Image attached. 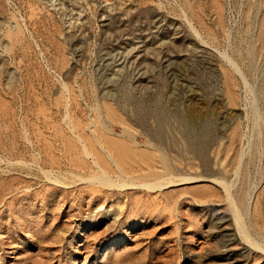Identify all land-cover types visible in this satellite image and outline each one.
I'll return each instance as SVG.
<instances>
[{
    "label": "rangeland",
    "instance_id": "obj_1",
    "mask_svg": "<svg viewBox=\"0 0 264 264\" xmlns=\"http://www.w3.org/2000/svg\"><path fill=\"white\" fill-rule=\"evenodd\" d=\"M0 264H264V0H0Z\"/></svg>",
    "mask_w": 264,
    "mask_h": 264
},
{
    "label": "bare ground",
    "instance_id": "obj_2",
    "mask_svg": "<svg viewBox=\"0 0 264 264\" xmlns=\"http://www.w3.org/2000/svg\"><path fill=\"white\" fill-rule=\"evenodd\" d=\"M190 16V15H189ZM221 16V15H220ZM210 31V30H209ZM231 91V90H230ZM232 94V93H231ZM254 112V111H253ZM97 138H99V137H97ZM94 141V140H93ZM112 142H113V139H112ZM114 143V142H113ZM117 143V142H116ZM120 143V142H119ZM125 144V143H124ZM114 145V144H113ZM120 145V144H119ZM114 146H116V145H114ZM126 146V145H125ZM117 147V146H116ZM124 147V146H123ZM119 147L118 148V150L119 151H117L116 152V155L118 156V158L119 159H122V158H124V157H126V156H128L129 155V151H127L126 150V148L124 147ZM95 148V147H94ZM96 149V148H95ZM100 149V148H99ZM117 149V148H116ZM112 157V156H111ZM128 158V157H127ZM164 159V158H163ZM133 161H135V160H133ZM144 161V160H143ZM142 161V162H143ZM141 162V161H140ZM145 162V161H144ZM143 162V163H144ZM148 162V161H147ZM146 162V164L147 165H145V170H149V163H147ZM164 162H165V160H164ZM168 162V161H167ZM151 163V162H150ZM129 164V163H128ZM142 164V163H141ZM152 164V163H151ZM131 165H132V163H131ZM129 166H130V164H129ZM132 166H134V162H133V165ZM94 180H97V181H100V182H102V183H107V179H106V177H104V176H99V177H96V178H93ZM192 179V178H191ZM191 179H188V178H186L185 180H191ZM195 179V178H194ZM123 184V183H122ZM154 184V183H153ZM153 184H149V185H153ZM160 184V183H159ZM158 184V185H159ZM149 185H147V186H149ZM155 185V184H154ZM156 186V185H155ZM151 187V186H150ZM154 187V186H153ZM152 188V187H151ZM240 231L242 232V229H240ZM244 235H245V233H244ZM243 236V235H242ZM249 244V243H248Z\"/></svg>",
    "mask_w": 264,
    "mask_h": 264
}]
</instances>
